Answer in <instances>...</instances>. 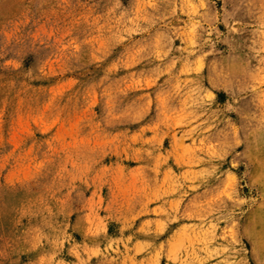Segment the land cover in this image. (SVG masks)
I'll list each match as a JSON object with an SVG mask.
<instances>
[{
    "label": "rangeland",
    "instance_id": "1",
    "mask_svg": "<svg viewBox=\"0 0 264 264\" xmlns=\"http://www.w3.org/2000/svg\"><path fill=\"white\" fill-rule=\"evenodd\" d=\"M0 264H264V0H0Z\"/></svg>",
    "mask_w": 264,
    "mask_h": 264
}]
</instances>
